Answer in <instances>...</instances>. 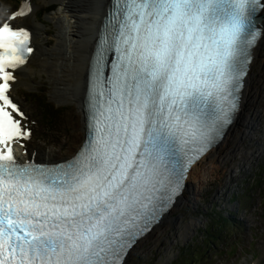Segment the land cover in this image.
Instances as JSON below:
<instances>
[{
  "label": "snow or ice",
  "instance_id": "obj_1",
  "mask_svg": "<svg viewBox=\"0 0 264 264\" xmlns=\"http://www.w3.org/2000/svg\"><path fill=\"white\" fill-rule=\"evenodd\" d=\"M111 5L105 42L118 55L107 78L95 57L90 137L63 165L14 156L31 132L10 81L33 48L28 30L0 23V264H122L179 186L173 159L198 158L238 107L264 0Z\"/></svg>",
  "mask_w": 264,
  "mask_h": 264
},
{
  "label": "rangeland",
  "instance_id": "obj_2",
  "mask_svg": "<svg viewBox=\"0 0 264 264\" xmlns=\"http://www.w3.org/2000/svg\"><path fill=\"white\" fill-rule=\"evenodd\" d=\"M22 1L0 3L2 9L11 11ZM30 1L33 12L16 24L30 26L39 21L41 31L34 42L50 48L57 30L50 16L60 4L58 0ZM40 54L34 52L26 64L32 74L17 77L12 93L26 107V123L33 130L28 143L65 159L80 138L81 126H72L76 119L71 123L79 110L75 102L57 101L52 96L49 76L41 71L44 55ZM255 85L247 122L222 148L217 162L208 156L192 171L180 200L156 229L136 243L124 264H264V63ZM37 90L42 102L58 108L50 124L48 115L41 119L40 111L22 95ZM230 213V224L218 221L219 215ZM192 222L193 229L185 235L186 225Z\"/></svg>",
  "mask_w": 264,
  "mask_h": 264
},
{
  "label": "bare ground",
  "instance_id": "obj_3",
  "mask_svg": "<svg viewBox=\"0 0 264 264\" xmlns=\"http://www.w3.org/2000/svg\"><path fill=\"white\" fill-rule=\"evenodd\" d=\"M60 7L50 16V19L57 27L56 38L54 45L50 48L46 46H39V42H35L34 52L41 51L40 55H44L40 62L41 71L48 74L50 79V91L52 96L57 101H71L78 106L77 117L71 118V123L74 127L81 126L80 138L78 143L66 152V157L72 156L79 148L85 137V103L87 95L88 72L90 66L91 55L101 29L102 22L108 10L110 0H58ZM30 13L33 12V6L30 7ZM8 9H4V12ZM15 22L19 21L17 17ZM29 28L33 32L32 41H34L36 34L41 31V23L33 21ZM264 30V23H263ZM43 51V52H42ZM34 52L30 55L27 63L30 61ZM253 59L249 64L247 75L243 80V88L241 91V101L238 108L235 121L229 126L223 138L219 143L214 145L202 157H200L188 171L185 182V187L180 196H178L173 203L171 209L180 200L185 193L187 180L192 176V171L202 164L208 156L213 157L217 162L220 153H223L222 148L227 147L231 140H233L240 127L244 125L248 118L246 111H249L251 103L253 102V93L255 89V80L262 72L264 63V36L260 37L257 45L253 50ZM16 76H29L32 70L23 65L16 70ZM16 84H13L11 90ZM248 113V112H247ZM26 117V116H25ZM81 124V125H80ZM23 149L28 158L33 157L35 160H43L46 162L55 161L59 159L53 150L41 151L40 149L31 146L28 142L23 144ZM170 209V210H171ZM170 210L168 212H170ZM164 213L159 219L158 223L153 225L152 229L147 233L150 234L156 227L162 223L164 217L168 215ZM194 227V223H189L184 229V234L187 235ZM146 234V235H147ZM136 240V243L144 238ZM131 246L122 264L125 263L131 249L136 245Z\"/></svg>",
  "mask_w": 264,
  "mask_h": 264
},
{
  "label": "trees",
  "instance_id": "obj_4",
  "mask_svg": "<svg viewBox=\"0 0 264 264\" xmlns=\"http://www.w3.org/2000/svg\"><path fill=\"white\" fill-rule=\"evenodd\" d=\"M38 95H40V94L39 93L28 94V99H30V101L33 103V105L36 107V109L40 111L41 119L44 118L45 114L48 115L47 124H50L51 119H53V115L55 113H57L58 108H57V106H54L52 103H50L48 101L43 100V101H45V103L42 102V99L39 98ZM262 195H263V197H262L261 205H262V208H263L262 214H263V218H264V194H262ZM229 216H231V213L228 216L219 215L218 216V221H220L221 224L223 223V225L230 224L231 218ZM232 225L235 226L236 224L233 223Z\"/></svg>",
  "mask_w": 264,
  "mask_h": 264
},
{
  "label": "water",
  "instance_id": "obj_5",
  "mask_svg": "<svg viewBox=\"0 0 264 264\" xmlns=\"http://www.w3.org/2000/svg\"><path fill=\"white\" fill-rule=\"evenodd\" d=\"M254 21H255V24L259 27V28H261V30H262V28H263V23H264V13H259V14H257L256 16H255V18H254Z\"/></svg>",
  "mask_w": 264,
  "mask_h": 264
}]
</instances>
